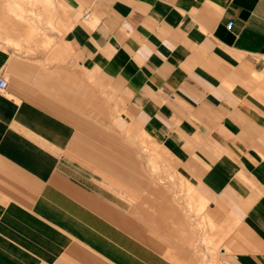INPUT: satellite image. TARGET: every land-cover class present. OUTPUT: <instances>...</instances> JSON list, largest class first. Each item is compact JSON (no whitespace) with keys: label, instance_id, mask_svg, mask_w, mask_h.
<instances>
[{"label":"crops","instance_id":"0c3cea01","mask_svg":"<svg viewBox=\"0 0 264 264\" xmlns=\"http://www.w3.org/2000/svg\"><path fill=\"white\" fill-rule=\"evenodd\" d=\"M0 76V264H264V0H0Z\"/></svg>","mask_w":264,"mask_h":264},{"label":"built area","instance_id":"2783aa9c","mask_svg":"<svg viewBox=\"0 0 264 264\" xmlns=\"http://www.w3.org/2000/svg\"><path fill=\"white\" fill-rule=\"evenodd\" d=\"M88 13L86 12L83 16V18H87L88 17ZM232 21L228 22V27H230L232 25ZM6 86V80L3 76H0V90H3Z\"/></svg>","mask_w":264,"mask_h":264},{"label":"rangeland","instance_id":"374dc122","mask_svg":"<svg viewBox=\"0 0 264 264\" xmlns=\"http://www.w3.org/2000/svg\"><path fill=\"white\" fill-rule=\"evenodd\" d=\"M213 264H216V262L213 260Z\"/></svg>","mask_w":264,"mask_h":264}]
</instances>
